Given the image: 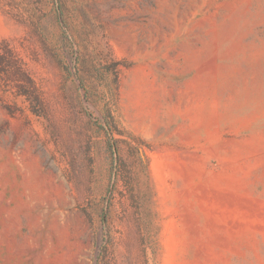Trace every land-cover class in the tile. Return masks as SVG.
I'll list each match as a JSON object with an SVG mask.
<instances>
[{
    "label": "rangeland",
    "instance_id": "374dc122",
    "mask_svg": "<svg viewBox=\"0 0 264 264\" xmlns=\"http://www.w3.org/2000/svg\"><path fill=\"white\" fill-rule=\"evenodd\" d=\"M0 264H264V0H0Z\"/></svg>",
    "mask_w": 264,
    "mask_h": 264
}]
</instances>
